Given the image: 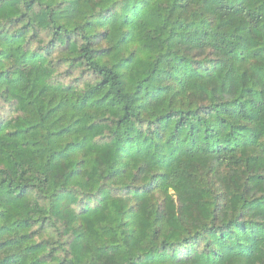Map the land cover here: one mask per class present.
<instances>
[{
    "label": "trees",
    "instance_id": "trees-1",
    "mask_svg": "<svg viewBox=\"0 0 264 264\" xmlns=\"http://www.w3.org/2000/svg\"><path fill=\"white\" fill-rule=\"evenodd\" d=\"M0 264H264V0H0Z\"/></svg>",
    "mask_w": 264,
    "mask_h": 264
}]
</instances>
